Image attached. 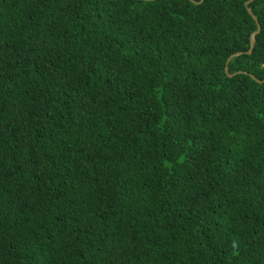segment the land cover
I'll list each match as a JSON object with an SVG mask.
<instances>
[{
	"label": "trees",
	"instance_id": "trees-1",
	"mask_svg": "<svg viewBox=\"0 0 264 264\" xmlns=\"http://www.w3.org/2000/svg\"><path fill=\"white\" fill-rule=\"evenodd\" d=\"M193 1L0 0V264H264V0Z\"/></svg>",
	"mask_w": 264,
	"mask_h": 264
},
{
	"label": "water",
	"instance_id": "water-1",
	"mask_svg": "<svg viewBox=\"0 0 264 264\" xmlns=\"http://www.w3.org/2000/svg\"><path fill=\"white\" fill-rule=\"evenodd\" d=\"M192 1H193V0H192ZM201 1H202V0H201ZM201 1H200V2H201ZM251 1H252V0H248L245 4H246V6H247V11H248V13L252 16V18H253V19L256 21V23H257V29H256V31H253V32L251 33V35H250V47H249V49H248V51H247L248 53H251L252 48H253L254 45H255V37H256V35L258 34L259 30H260V25H259V23H258L257 18H256L255 15L253 14L251 8L248 7V3L251 2ZM193 2H194V1H193ZM240 54H242V52H236V53L232 54V55L229 57V59H230L231 57H233V56H237V55H240ZM229 59H228V60H229ZM228 60H227V62H228ZM227 62H226V66H225V71H226L227 75L231 76V74L229 73L228 67H227ZM250 76H251L253 79L257 80L253 74H250ZM257 81H258V82H262V81H260V80H257Z\"/></svg>",
	"mask_w": 264,
	"mask_h": 264
}]
</instances>
